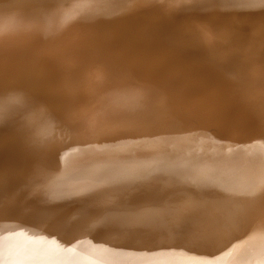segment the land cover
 <instances>
[{"label":"bare ground","instance_id":"6f19581e","mask_svg":"<svg viewBox=\"0 0 264 264\" xmlns=\"http://www.w3.org/2000/svg\"><path fill=\"white\" fill-rule=\"evenodd\" d=\"M75 3L0 0V264H252L264 3L101 0L62 27ZM112 89H143L150 107L84 127L80 110ZM52 181L75 194L49 200Z\"/></svg>","mask_w":264,"mask_h":264},{"label":"snow or ice","instance_id":"6c2138e0","mask_svg":"<svg viewBox=\"0 0 264 264\" xmlns=\"http://www.w3.org/2000/svg\"><path fill=\"white\" fill-rule=\"evenodd\" d=\"M101 2V0H77L74 7L70 11L63 13L61 17V26H66L70 21L76 17L85 14L94 4ZM173 3L185 2L190 3L192 0H172ZM264 3V0H261ZM5 33L0 29V40L3 39ZM105 74L97 73V79H105ZM150 107L148 94L143 89H112L104 98V102L99 106L92 108L85 107L80 110V119L87 129L91 131L103 130L118 122L122 115L131 113H141L147 111ZM6 111V105L3 99H0V118L3 117ZM47 128H52L53 122L48 120L45 122ZM34 140L41 146L45 145L51 138L50 131L36 130L34 132ZM64 155H68L65 153ZM142 165H135L130 168L120 169L115 173L118 182H126L136 178V171ZM46 187V193L49 200L56 199L58 196L73 195L75 193L58 192L55 189V181L50 182ZM86 190V189H85ZM252 195L255 192L250 193ZM0 249H2V238H0ZM202 264V262H197ZM235 264V262H234ZM252 264H264V243L261 244L260 252Z\"/></svg>","mask_w":264,"mask_h":264}]
</instances>
